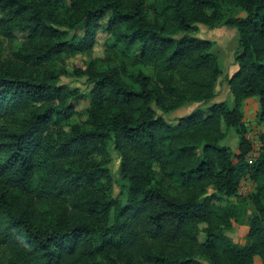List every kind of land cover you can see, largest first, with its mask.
<instances>
[{
    "label": "trees",
    "instance_id": "1",
    "mask_svg": "<svg viewBox=\"0 0 264 264\" xmlns=\"http://www.w3.org/2000/svg\"><path fill=\"white\" fill-rule=\"evenodd\" d=\"M198 26L237 30L233 105L171 124L157 112L216 97L221 66ZM99 31L132 57L88 71V106L63 125L77 98L58 84L64 60L96 61ZM18 32L0 60V264H264V150L247 167L219 145L250 100L264 123V0H0V37ZM110 147L125 202L113 196ZM246 172L261 183L240 246L229 233Z\"/></svg>",
    "mask_w": 264,
    "mask_h": 264
},
{
    "label": "rangeland",
    "instance_id": "2",
    "mask_svg": "<svg viewBox=\"0 0 264 264\" xmlns=\"http://www.w3.org/2000/svg\"><path fill=\"white\" fill-rule=\"evenodd\" d=\"M227 15L229 16H245V13L236 7L228 8ZM109 14L102 20V26H106ZM25 33H16V38L13 41H8L0 37V60H5L14 53L21 45L25 38ZM195 37L208 40L213 43L212 53L217 57L222 74L215 84V99L209 104L188 103L185 106L169 112L162 116L167 122L174 124L178 118L184 117L195 110H206L213 103L227 102L233 105V99L227 86V79L237 69L234 59L238 52L237 40L238 33L235 28L218 27L209 29L203 26H198L194 33ZM126 53L132 57V50L126 49L121 44L109 39L105 32L99 31L96 36L95 45L90 60L84 55H75L65 58L63 67L66 71L64 76L58 80L59 85H65L69 89L77 92V98L73 100L74 112L62 119V124L71 126L78 121L77 112L82 111L88 106L87 95L92 87L88 71L102 72L106 69V63L102 60L107 57L114 59V54ZM142 72L151 75L150 68H142ZM257 102L255 99L248 101L243 106V119L241 127L238 131L227 129L225 131V139L219 143L221 147H226L230 150L240 163L247 167L253 165L256 159L264 150V142L262 140L264 134V123H260L257 117ZM111 164L109 166L113 177V196L125 202V192L121 191V181L119 178V156L117 152L110 147ZM261 183L260 179L254 178L251 173L246 172L240 179L236 196L234 200L244 206V214L237 221L233 222L229 235L240 246H244L247 240L248 228L254 207L252 204V193L255 187ZM255 264H259L256 260Z\"/></svg>",
    "mask_w": 264,
    "mask_h": 264
}]
</instances>
